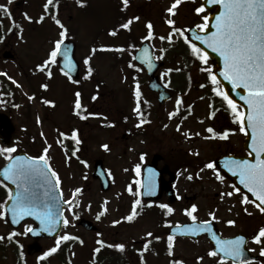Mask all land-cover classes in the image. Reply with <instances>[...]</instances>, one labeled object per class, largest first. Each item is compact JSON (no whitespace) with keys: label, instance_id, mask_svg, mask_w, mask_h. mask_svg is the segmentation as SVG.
<instances>
[{"label":"rangeland","instance_id":"374dc122","mask_svg":"<svg viewBox=\"0 0 264 264\" xmlns=\"http://www.w3.org/2000/svg\"><path fill=\"white\" fill-rule=\"evenodd\" d=\"M58 1L61 9L59 8L55 14L44 16V5L47 0H13L10 11L18 19L13 20L14 26L10 19H5L3 24V36L0 42V77L5 81L1 91L9 88L13 98L8 100H15L14 105L17 104L13 109L11 105H7L4 109V112L11 116L16 128L12 139L13 146L26 148L22 144L24 133H29L31 136L33 145L30 147L37 154H43L44 148L51 145L47 155L51 168L60 177L59 187L63 200L72 199L76 188L82 190L76 195L78 204L74 203L71 210L66 211L65 219L69 221V224L63 223L59 236L67 234L79 239L74 242L61 241L55 253L41 260L39 257L55 247L57 243L55 240H42L40 241L42 252L29 257L25 249L30 240L24 233L26 227L31 226L22 225L14 231L9 227L6 218H0V236L5 237L2 241L4 245H6V237L11 232H17L18 235L14 238L21 246L20 259H16L9 250L5 249V253L3 251L0 253V264H41L43 261L46 264H61V261H64L62 264H112L99 262L101 260L98 258L104 252L103 250L97 255L98 258L92 259L94 250L99 246L98 240L113 245L123 243L126 256L127 253H133L135 264H142L140 251L149 241V248L143 254V264H170L171 258L174 259L172 264L176 261L181 264H218L217 259L208 256L210 247L205 239H199L196 242L176 240L173 242L171 258L166 256L167 236L162 235L166 228L163 221L153 214L140 216L129 225L123 224V217L131 213L133 202L138 198L132 193L138 192L134 169L137 164H140L138 159L140 153L143 156L159 154L163 157V162L169 156V163H172L173 159H181L184 164V167L177 170L175 189L179 201L172 206L174 211L170 214L169 225L187 222L190 217H185L182 209L196 205L197 211L194 215L197 220H210V213H214L217 217L215 221L223 237L234 236L239 232L254 235L259 228L264 227V219L256 216V209L249 203H241L242 195L235 193L221 199V193L233 191L234 188L228 180L224 178L221 182L216 178L213 170L204 168L210 159L214 160L224 151L233 152L240 149L239 152L243 153L241 147L243 138L233 136L230 139V146L225 148L218 144V140L204 139L211 135L205 129L212 127L217 132H223L231 130L232 127L239 128V125L233 123V116L229 110L228 114L217 113L209 118V113L212 112V107L210 108L209 105L222 103L221 97L212 92L213 85L208 79L209 73L201 71L199 59L172 48L180 36L174 34L172 44H169L167 40L159 39L161 36L167 37L173 27L188 29L196 28L197 24H205L206 13L203 11L198 14L195 11L200 7L201 0H181L174 10L175 15L167 11L174 0H129L127 7L123 5L122 0H81L84 5L87 4L84 8L77 6L74 0ZM3 2L4 0H0V3ZM41 16L44 17L42 21H40ZM53 16L67 28L66 37L74 39L77 44L76 58L83 74L81 73L82 81L76 85L69 84L65 77L52 71L57 69L53 67L54 65L50 68L52 76L46 83L42 73L36 71L37 65L48 59L54 42L60 39L61 29L55 24ZM122 16L124 18H120ZM134 17L139 19H133ZM129 19H132L129 29L119 27L121 23ZM169 19L175 21L173 26L166 23ZM148 23L153 25L154 38L152 39H145L149 31L146 27ZM112 31H116V35H110ZM145 40L152 46L155 59L167 62L168 65L173 64L180 69V73L182 70L189 73V82L185 80L184 83L183 77L175 78L177 71L174 74L168 72L165 67L158 71L160 83L164 86L167 84L172 95L169 104L156 108L161 115L160 119L164 120L165 117L166 120L167 112L176 110L178 97L182 99L183 104L179 114L169 119V131L163 129V125L157 124L158 128L152 133L153 137L159 141L150 142L147 146L135 137H124L125 130L132 128L135 124L132 108L133 94L132 91L130 92L132 82L145 81L144 75L139 71L134 78L132 77V68L136 66L133 54ZM94 48L98 51L110 48L114 53L112 55L93 53ZM119 48H123L124 51H115ZM161 49L165 51L161 52ZM4 51H11L14 55L13 60L2 59L1 54ZM176 55L179 57L173 60ZM89 57V64L85 65L84 60ZM126 61L133 66L130 67ZM185 61L191 65L186 64ZM88 67L93 69L92 75L88 77L90 81L83 77L84 74L87 75L84 70ZM207 67L210 68L209 61ZM13 80L17 83H13ZM17 84L20 86L18 87ZM42 84L48 85L42 96L45 100L52 101L53 106L35 99V95L40 94ZM77 90L81 93L82 107L94 108L93 113L96 116L106 112L108 117H93L85 122L75 118L74 112L72 115L73 104L76 101L73 92ZM29 96L34 99L29 100ZM93 96L97 98L94 100ZM143 96L149 97L151 93L144 89ZM1 100L2 97L0 102ZM119 112H125L129 117L127 123L129 126L110 127L107 123L117 121L116 115ZM184 113L187 114L184 115ZM178 125L179 131H177ZM73 129L77 131L81 141L77 156L73 155L76 156L78 163L73 156L70 157L71 154L64 149L63 143L57 142L64 140L60 136L61 132L66 134V140L72 141ZM185 132L189 133L190 138L185 137L183 134ZM167 133H169V142ZM103 145H108V150H105ZM96 159H101L111 180V187L106 193H102L98 182L91 178L92 165ZM81 161H85L87 166ZM5 162L4 156L0 155V167ZM169 168L175 169L172 166ZM189 175L192 176L191 180L188 179ZM129 185H131L132 193L128 191ZM135 189L137 191H134ZM185 197L187 201L184 200ZM161 204H167L165 198ZM154 208H156L155 204L150 205V209ZM101 212L104 214L97 219ZM76 213L92 221L99 232L87 233L77 227ZM229 220L235 221V224H227ZM114 221H120V223L114 224ZM149 232L153 233V236L148 238ZM248 247L259 257V263L264 264V257L260 256V249L264 247V244L255 245L252 242ZM60 250H64L65 254L61 261L57 259ZM115 252L117 250L113 248L110 253L115 255Z\"/></svg>","mask_w":264,"mask_h":264},{"label":"snow or ice","instance_id":"6c2138e0","mask_svg":"<svg viewBox=\"0 0 264 264\" xmlns=\"http://www.w3.org/2000/svg\"><path fill=\"white\" fill-rule=\"evenodd\" d=\"M11 2V0H9ZM181 0H174L171 7L167 9V11L175 15L174 10L177 5L180 4ZM209 4L219 5L220 11L218 15H215L214 19L216 23L212 25L215 29L211 33L210 36H194L195 40L200 41L201 44L205 45L207 48H210L213 52L217 53L223 60V71L220 72V76L223 77L224 80L228 81L232 85V89H243L246 95H241L240 100L244 103V109L241 110L238 104L230 98L228 92L222 91L220 88V81L217 79L215 75L212 74L211 69L201 68V71H206L209 73L208 79L212 83V92L221 97L222 101L226 103L227 108L231 111L233 116V123L238 124V131L243 133L246 137L249 138L250 143L248 144V148L251 150L249 152L250 156H253L254 159H228L225 162L224 167L228 169L229 172L232 173L233 176H238L239 183L244 186L245 189L252 196L255 197L256 208L259 209L261 213H264V0H207ZM77 3H81V0H77ZM122 3L125 7L128 6L129 0H122ZM54 4V0H47L44 5L45 11L49 10V6ZM0 10H3L5 13L8 12V9L0 5ZM205 9L203 6L195 9V11L199 14L203 12ZM30 19V18H28ZM44 19L43 16L40 17V21ZM133 19H139V17H134ZM208 16L204 17V20L208 21ZM53 20L55 24L61 29L59 36L60 39L54 42V47L49 52V57L47 60L43 61L42 64L37 65V70L44 72L47 69V76L51 78L52 73L49 65L56 63V59L61 55V48L64 43L67 34V28L61 23L59 19L53 16ZM38 21V22H40ZM132 23V19H129L125 23L120 24V28L129 29L130 24ZM167 24L173 26L175 21L169 19L166 21ZM148 28V36L145 39H152L153 36V25L148 23L146 25ZM208 27V24H197L196 28L201 32L205 31ZM186 31H190L189 29H180V28H172V31L169 33L167 37L161 36L159 39L161 41L167 40L169 44L173 43V35L178 34L183 38L185 44L188 45V48L191 52V55L196 57L201 61L202 64H207L208 57L207 53L201 47H198L192 40L189 39L187 35H185ZM110 35H116V31H112L109 33ZM103 50H111V49H103ZM93 53L96 49H92ZM115 51H124L123 48L115 49ZM148 49H143V55L139 57L142 63H147L148 67H152L151 57L148 55ZM165 49H161V52H164ZM63 56L65 58V68L70 70L72 61L68 56L67 50L63 52ZM137 59V57H133ZM162 58V57H161ZM89 58L84 60L85 65L89 64ZM132 67L133 65H129ZM63 71V70H62ZM169 72L173 71L172 69L168 70ZM175 71L179 72L180 69L177 68ZM93 69L91 67L87 68V75L85 79L92 75ZM64 75H68V72H63ZM69 79H71L69 77ZM13 83H17L15 80ZM19 87L20 85L17 84ZM167 87V84L165 85ZM42 88L47 89V84H42ZM204 87V85H201ZM134 97L136 99V107L133 109L138 116L139 123L136 127H140L144 123H148L149 121L143 117V113L140 110L141 103V92L140 86L137 83L134 89ZM76 101L74 105V113L78 116L81 115L79 111L82 108L80 97L81 93L76 92ZM29 100L34 99V97L29 96ZM97 97L93 96L95 100ZM203 99V97H201ZM44 104H52V101L43 100ZM146 102V101H145ZM183 101L181 98H177L176 100V110L169 113V119H172L174 116L178 115L181 109ZM211 108L212 105H209ZM189 111L191 109L189 108ZM95 115V114H94ZM215 116V111L209 113V118ZM82 119L86 117L81 116ZM37 122L39 123V118H37ZM203 121H201L202 123ZM167 127V125H165ZM179 125L177 126V131H179ZM206 132L211 135L204 137V139H220L227 140L230 134H234L235 130H224L223 132H217L212 127H207L205 129ZM186 138H190L189 133H183ZM43 136V133H41ZM196 135H200V133H196ZM61 137H65L66 134L61 132ZM71 139L78 145L81 143L78 138V133L76 130H73L71 133ZM58 143H62V141H57ZM51 145H48L44 148L43 154L36 157H26V156H15L13 157L11 154L15 153L17 150L15 147H3L0 148V155L4 156V159L8 162L4 167L0 175H2L3 180H0V186L8 189L7 192V200L4 204H7L9 201L11 202L10 207L4 208V204H0V218H6L7 214L10 212L12 216V223H19L24 217H32L34 216L36 220H38L42 226L43 231L51 232L54 226L58 223L57 218L53 214L52 210V197L48 192H45V195L48 196L47 201H39L36 192L33 190V185L37 186H46L51 183V177H55V186L58 188L60 185V177L59 175L51 168L49 164L48 151ZM105 150H108V145L102 146ZM78 149H74L72 155L76 154ZM141 160L144 159V156L141 155ZM87 166L85 161H81ZM204 168L211 169L216 175V178L223 181V177L217 171V166L215 162H208L204 165ZM137 174L140 173V164L135 166ZM152 169H149V172H152ZM203 171V169H201ZM199 176V173H197ZM188 179L191 180L192 176L189 175ZM4 181H8L11 184L16 186V190L13 193L11 189L8 188V184L4 183ZM138 183V182H137ZM128 191L132 193L131 185H129ZM154 191V187L152 184L148 185V192L152 194ZM82 190L80 188H76L72 194V199L64 201V203L69 205V210L74 203L78 204L76 201V195L81 193ZM240 192V189L234 187L233 191L227 193H221V199L225 196H232L235 193ZM134 195L139 196V193H132ZM62 195V193H61ZM249 197L243 196L241 203L247 204L249 203ZM141 204L140 199H136L132 205V211L129 215L123 217V220L131 222L134 218L139 215L137 212V206ZM162 209H167L165 215L170 214L174 211L171 207L166 204L159 205ZM106 211V209H105ZM197 211L196 205H192L190 209H185V214L190 217L193 221V225L184 226L185 232L183 234H197L199 232H207L210 233L212 238L215 240L216 248L212 251L208 252L209 257H216L219 254L221 255L218 264H226L224 258L230 259L233 264H252L250 260L245 257V244L246 239L243 235L237 236L233 239H221L216 237V234L212 230V223L217 219L214 213H210L211 219L196 223L197 217L194 213ZM247 211V210H245ZM104 213L101 212L97 219L100 218V215ZM65 225L69 224L67 219L63 220ZM114 224L120 223V221H114ZM227 224L234 225L235 221L229 220ZM177 228L181 227L179 225ZM33 228L26 227L25 233L28 234L33 232ZM17 232H11L6 238L9 241H13L14 237L17 236ZM148 237H152L153 233H147ZM5 239L4 236H0V241ZM79 239L78 237L64 235L57 240L56 246L44 252L43 256L39 257V259L43 260L52 253H55L60 246L61 241L67 240H75ZM159 239V237H156ZM168 254L171 256L173 254V241L174 235L168 236ZM253 242L256 244H264V227H261L257 234L253 236ZM83 243V241H81ZM97 243L101 245V247H109L115 248L116 250L123 252L125 250V245L123 243L117 244H108L105 245L104 241L98 240ZM149 242L144 244L143 251H147L149 248ZM99 253L100 248L94 250ZM23 256V253H21ZM260 256L264 257V247L260 249ZM142 264H143V252H141ZM202 259V258H200ZM173 264H181V262L176 261Z\"/></svg>","mask_w":264,"mask_h":264},{"label":"water","instance_id":"95a60500","mask_svg":"<svg viewBox=\"0 0 264 264\" xmlns=\"http://www.w3.org/2000/svg\"><path fill=\"white\" fill-rule=\"evenodd\" d=\"M202 5L209 13V19L207 21L208 27L206 28V30L204 32H198L196 29L191 28V29H189L190 31L186 32V35L198 47H201L202 49H204V51L207 53V56L210 58V60L212 62V73H213V75H215L217 77V79L220 81V83L223 87V90L225 92L229 93L230 98H232L238 104V106H240L242 109H244V103L242 100H240L241 95H246L244 90L243 89L233 90L232 85L228 81L224 80L223 77L220 76V72L223 71V67H224L222 58L217 53L213 52L210 48H207L205 45L201 44L200 41L194 39V36H196V35H200V36L208 35V36H210L211 33L213 31H215V29L212 27V25H214L216 23L214 17H215V15H218L219 11H220L219 5L209 4L207 2V0H202ZM145 48H147L149 50L148 55L151 57V61H152V67L151 68L148 67L147 63H142L141 60L139 59V57H141L143 55V49H145ZM65 50H67L68 56L72 61L70 70L68 68L64 67L66 61H65V58L63 56V52ZM3 57L4 58H12V55H10L9 53H5L3 55ZM135 57H137V59H135V62L145 70V72L147 73V75L150 79V83L148 85L149 90L157 94V99H158V102L160 104L166 103L170 99V94L167 93L165 88L159 84L158 79L155 76V73L162 66V63H158L153 59L151 48L147 44H143L136 51ZM57 58H58V64L64 72L65 71L68 72V75L71 78H74V79L78 78L79 66H78V63L75 59V45H74V43L69 42V41L64 42L62 45V48H61V55L58 56ZM13 132H14V127L12 126L10 119L7 116H5L4 114H0V143L3 147L8 146L11 135ZM249 143H250L249 138L245 137L244 149L248 154L251 151L248 148ZM18 156H25V155H18ZM158 159H159V157H154L151 165H149L148 166L149 168H147V170L145 171V179H144L142 196L146 200L159 199L162 191L165 190L166 193L169 195V201L173 202L174 201V192H173V187L171 186V184L174 182V177L171 174V177H170L168 182L163 181L162 174L164 172H166L167 170L165 169V170H162L159 172L156 170L157 169L156 165H157ZM228 159H235V158H221V159L215 161V164L221 170V172L232 181V184L235 187L240 189V192H242L246 196H248L251 201H255V203H258V201L255 200V197L252 196V194L249 193L247 191V189H245L244 186L239 183L238 176H233L232 173L229 172L226 167H224L225 162ZM243 159L252 160V159H254V157L249 155V157L243 158ZM149 169H152L153 171L149 172ZM2 170H3V168L0 169V172H2ZM93 178L98 179L100 181L101 189L103 191H107L109 189V181H108V179H107V177L103 171L101 161H96L94 164ZM0 179L3 180L2 175H0ZM4 182H6L11 187V190L14 193L16 190V186L11 184L8 181H4ZM149 184H152L154 187V191L152 192V194H149V192H148V185ZM33 190L37 194L38 203H39V201H47L48 200L49 197L45 195V192H48L51 195V197L53 198L52 199V210H53L54 216L58 220V223L54 226V228L51 232H47V231L42 230V226H41L40 222L38 220H36V218L34 216H32V217L26 216L22 220H20L19 223H12L11 213L9 212L7 214L8 224L13 229H17L20 226V224L26 220H31L35 224V227L33 228L34 231L27 234L28 237H30L33 240V243L27 246V254L29 256L40 252L41 247L37 243L40 239H42V238L51 239V238H55L58 235V233L60 232L61 224H62V220H63V209L68 206L66 203L62 202L61 196L59 194V189L55 186V181H54L53 177H51V183L50 184H48L46 186L33 185ZM10 204H11V202L9 201L5 205V209L10 207ZM79 225L82 226L87 231H94L95 230V227H93V225L88 221L82 220V221H80ZM186 226H190V225H186ZM184 232H185L184 226L180 227V228L173 227V228H171L169 234L188 237V236H198V235L205 233V232H199L197 234H191V233L183 234ZM213 232L216 234V237L219 238V234L217 233L215 228H214ZM209 238H210L211 242L213 243L214 249H215V240L212 238L211 234L209 235ZM245 257L250 261L256 260V258H249L248 254L246 252H245ZM224 259L227 260L228 258H224Z\"/></svg>","mask_w":264,"mask_h":264},{"label":"flooded vegetation","instance_id":"af4514ba","mask_svg":"<svg viewBox=\"0 0 264 264\" xmlns=\"http://www.w3.org/2000/svg\"><path fill=\"white\" fill-rule=\"evenodd\" d=\"M0 19H18V18L14 17V16H0ZM140 99H141L140 110L143 113V117L146 118L149 122L142 124L140 127H136V125L139 123V119L140 118H138L137 114L135 113V119H134L135 124H134V126L132 128L129 127L128 129L125 130L124 137L125 136H127V138L128 137H135L136 139H139L140 141H142L141 143H143L144 145L147 146L150 142L153 143L155 140L159 141L157 138L153 137V133H152L155 129L158 128L157 124L163 125V129H168V131H169V111L167 112L166 120H165V117H164V120H162V119H160L161 115H159L158 112L156 111V108L159 107V106L155 102L156 101V97L154 95H151L149 97L141 96ZM154 102L156 103V105H155ZM167 104H169V103H167ZM164 106H160V107H164ZM135 107H136V101L134 102V108ZM85 113H86V119H87V117L89 115L92 114L90 112V110L89 111L86 110ZM116 125L120 126V123H116L114 125V128L116 127ZM165 125H167V127H165ZM231 130H235V132H234V134H230V136H229V138L227 140L215 139L216 141L218 140L217 141V142H219L218 144H220L222 146H225V148H227V147L230 146V139L233 138V136H237V137L240 138V133L238 132L237 128L232 127ZM167 134H166L167 135L166 137H167V140L169 142V133H167ZM237 146H240V145H237ZM239 150L240 149H238L236 151H233V152H230L229 150L228 151H224L223 153L219 154L217 157H220V156H232V155L241 156L242 154H241V152H239ZM30 154L33 157H36V156L39 155V153L37 154L35 152V150H33V149L31 150ZM153 155L147 154L146 155L147 159L146 160L144 159L145 162L142 165H140V173L137 175V179H139L140 182H141L142 169L145 166V164H147L148 162L151 161V158H152ZM75 157L76 156H74V159L77 160ZM140 157H141V154L139 153L138 154V159H139V161L142 162ZM172 161H171L172 163H170L171 166H176L177 163L180 166L183 165V163H180L179 159H173ZM75 162L78 163V160L75 161ZM159 163L161 165H159ZM158 166H159V168H162V169L166 167L169 170V156H168V158H166V161H164V162H163V157H162L160 162H158ZM164 178L168 179L169 178V173L165 174ZM140 188H141V186H140ZM184 200L187 201V198L185 197ZM250 205H252V204H250ZM256 211H257V215L256 216H259V217L264 219V214L260 213L257 209H256ZM241 233L246 235L247 237L251 236V233L250 234L243 233V232H241Z\"/></svg>","mask_w":264,"mask_h":264},{"label":"trees","instance_id":"16d2710c","mask_svg":"<svg viewBox=\"0 0 264 264\" xmlns=\"http://www.w3.org/2000/svg\"><path fill=\"white\" fill-rule=\"evenodd\" d=\"M71 1H73V0H71ZM75 2H76V4L78 5V3H77V0H74ZM120 18H124L123 16L122 17H120ZM183 43H181V42H176L175 44H174V46H172V48L175 50V51H181L182 52V50H184V47H183ZM183 53V52H182ZM177 57H179V55H176V56H174L173 57V60L175 59H177ZM172 67H175L173 64H170ZM183 71V70H182ZM0 203H4V201H5V198H2L1 196H0ZM6 245H4V242H2V241H0V252H4L5 253V251L6 250H9L10 251V253L12 254V255H14L15 256V258L17 259H20V254H19V250H21V246H20V243H17L16 242V239L14 238L13 239V241H9V240H7L6 241V243H5ZM6 249V250H5ZM107 251V250H106ZM63 256H64V253H63V251H61L60 253H58L57 254V258L58 259H63ZM115 260H117V259H115ZM114 263L115 264H118V262L117 261H114Z\"/></svg>","mask_w":264,"mask_h":264}]
</instances>
